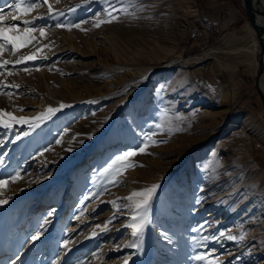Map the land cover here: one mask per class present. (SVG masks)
Instances as JSON below:
<instances>
[{
  "label": "rangeland",
  "instance_id": "obj_1",
  "mask_svg": "<svg viewBox=\"0 0 264 264\" xmlns=\"http://www.w3.org/2000/svg\"><path fill=\"white\" fill-rule=\"evenodd\" d=\"M14 3L0 1L6 17L17 14ZM49 3L63 15L53 18L43 5L12 21L23 29V20L40 16L29 27L44 28L45 35L35 31L27 46L17 43L16 55L3 53L10 61L32 53L37 59L0 68V81L19 85L0 94V109L33 118L48 106L66 107L35 128H0V179L19 172L20 178L4 190L18 185L32 194L43 182L30 183L27 175L42 165L49 173L44 199L52 188L66 186L70 194L77 167L84 176L67 206H77L78 196L93 194L89 183L96 185L97 195L88 218L80 222L67 225L64 208L50 234L33 242L21 263L60 264L67 253L61 264H124L125 257L127 264H208L217 259L221 264H264V120L255 85L257 37L240 0ZM109 5L127 12H113L118 19L94 27L95 20L108 19ZM58 23L80 28L56 27ZM149 131L164 142L149 144L146 152L131 157L136 166L117 176V182L102 173L117 155L141 146ZM21 133L27 135L17 140ZM154 183L159 187L144 231L151 232V250H146L149 260L142 262L143 239L139 249L124 246L134 239L125 227L131 213L117 211L112 201L127 204L124 197ZM41 196L33 193L17 205L12 218L17 220ZM222 231L243 233L244 239L201 240ZM93 232L97 237L91 239ZM197 254H206L207 260L194 261Z\"/></svg>",
  "mask_w": 264,
  "mask_h": 264
},
{
  "label": "snow or ice",
  "instance_id": "obj_2",
  "mask_svg": "<svg viewBox=\"0 0 264 264\" xmlns=\"http://www.w3.org/2000/svg\"><path fill=\"white\" fill-rule=\"evenodd\" d=\"M107 2V0H106ZM122 0H117V3H121ZM43 5H47V12L48 15L55 18L57 16H62L63 12H60L58 10H54L52 7V4L49 3V0H15V3L11 6L14 10L16 15L11 16H5L3 14V10L0 9V68H4L9 64H20L24 61L28 60H35L37 59V56L35 53L19 57L15 61L5 60L2 58V55L5 51H7L10 55H16L17 53V43L19 42V45L21 47L27 46L28 43L35 40V37L32 35L33 32L39 31L41 36L45 35V29L39 28L36 29L34 26L29 27L30 25H33L34 20L42 19L40 16L33 17L32 20H23L22 23L24 24V28L20 29L16 23H13L14 20H20L22 15L27 14L31 10L37 7H41ZM69 11H74L75 9H68ZM120 11V12H127L126 7H121L119 9L115 8L112 5H109V9L105 10V15L108 17V19H97L94 21L93 26L99 27L103 23H110L113 20L118 19L117 16L113 15V12ZM81 23H84L83 21ZM56 27H63L67 29H71L72 27L80 28V24H60L58 23ZM86 31V29H81ZM44 47H47L45 45ZM40 49H37V52H39ZM39 70V69H37ZM24 71H28L27 68L24 69ZM11 74V73H9ZM6 87H15L19 88V85H5L3 81H0V94H5L4 89ZM9 97L11 98V93H8ZM95 102V101H93ZM66 107L63 103L60 104L58 108H54L51 106H48L44 111L38 113L33 118L28 117H17L14 116L11 112H8L4 109H0V128L11 130L15 124H28L30 128L38 127L40 123L43 121L50 119L56 112H58L61 108ZM20 111H23L22 108L18 109ZM156 129H161L162 125L156 124ZM21 135H27V133H21L16 135V139L19 140L21 138ZM156 135L155 132L149 131L145 132L143 134V144L139 146L138 148L131 149L129 151H126L120 155H117L115 159L111 161L105 167L102 169V173H108L111 174L113 177L112 182H117L116 177L123 174V172L129 168V167H135L136 165L130 160L131 157H134L138 153H144L147 150V147L149 144H157L162 143L164 141H157L154 139V136ZM61 141L57 140V143L59 144ZM71 149H69L70 151ZM45 151H49V149H45ZM0 163H2V160H0ZM20 178V173L16 172L15 175H9L7 179H0V196H3V191L10 182H15ZM159 187L158 184H151L148 187H145L140 190L132 191L127 197H124L123 199L129 201L127 204L119 205L115 201H112L113 206L117 208V211L121 209H126L131 213L129 222L125 225V227L131 229L130 235L134 239L125 244V247H131V248H140L141 241L143 239L145 228L150 224V217H149V208L150 203L153 198V195L156 192V189ZM85 199H88V197H85ZM7 199L0 198V205L6 204ZM199 203V200L197 201ZM49 221L45 220L44 224L47 225ZM43 227V226H42ZM97 227H101L100 225H97ZM107 227V224L104 225V228ZM204 226L201 225L198 228H193L192 231L196 232L203 228ZM41 232H37L34 236H32V241H36L40 236ZM93 235H96L95 232L92 233ZM219 238H226L227 240L231 241H238L244 239V234L241 233L240 236L232 235L230 232H220L219 237L217 236H203L201 237V240H217ZM192 240L194 242L195 246H198L196 244V237H192ZM68 241H64V246H68ZM95 255V254H94ZM194 261H206L207 256L206 254H197L192 257ZM128 257L124 258V264H127ZM55 264V262H53ZM208 264H221V261L214 260V261H208Z\"/></svg>",
  "mask_w": 264,
  "mask_h": 264
},
{
  "label": "bare ground",
  "instance_id": "obj_3",
  "mask_svg": "<svg viewBox=\"0 0 264 264\" xmlns=\"http://www.w3.org/2000/svg\"><path fill=\"white\" fill-rule=\"evenodd\" d=\"M2 1V0H0ZM256 5V12L258 16V20L260 21V24L264 26V0H254ZM249 25H247L248 27ZM252 28V27H251ZM247 32L250 30V27L246 28ZM256 60L259 59V46H258V40H257V52H256ZM249 59V58H247ZM262 63H263V71L260 75V77H257L256 79V88L257 91L260 89V91L264 94V53L262 56ZM259 60H258V68H259ZM258 85V86H257ZM49 121V120H47ZM125 133L122 131L121 136ZM46 166H49V163L46 164ZM42 165L39 166V164L36 165V168L33 171H36L35 173H30L27 175V180H29L30 183H43L40 186H36L31 190L32 194L38 193V195H41L40 200L33 198L31 204L29 205V208L25 211H22V213L18 216L17 220L16 218H12V214L15 211V208L20 203H23L29 196H32L31 193H25L22 190H19L21 188H18V185L13 186L12 189L9 191L4 190L3 196L0 198L7 199V203L4 204L2 209L0 210V264H23L21 263V260H24L27 257V253L29 250L30 245L33 242H38L40 239L38 238L36 241H32V236L35 235L37 232L47 231L43 236H40L41 238H45L50 233V229L54 226V222L62 217L63 209H66V215L63 217L65 221L69 220V223L67 225H71L74 222H80L82 219L88 218V210L92 207L93 208V200L96 197L95 193V184L89 183L90 191L93 192L92 195H88V199L84 201V197H76L77 198V206H67L68 198H70L74 191L80 189V179L84 176L82 173H79L81 170L80 168L75 167V178H74V187L72 188L73 191L68 192V189L66 186L61 188H52L49 194L46 198L43 199V191L47 188L49 185L46 183V179L48 178L49 173H47V169L41 168ZM78 174V175H77ZM46 178V179H45ZM28 182L26 183V185ZM77 192V191H76ZM71 195V196H70ZM91 196V197H90ZM39 203H38V202ZM43 203V205H41ZM23 205V204H22ZM41 205V206H39ZM39 206V207H38ZM35 207H38L37 209ZM69 208V209H68ZM91 208V209H92ZM68 214V215H67ZM207 216V215H206ZM82 218V219H81ZM45 220L49 221L47 225L44 224ZM77 220V221H76ZM83 220V221H84ZM16 222H18L16 224ZM78 225V224H77ZM43 226V227H42ZM108 229V228H107ZM106 229V230H107ZM43 233V232H42ZM150 233H146L143 235V241H144V255L141 257V261H147L148 256L146 254V250L150 249V242L151 236ZM52 234V233H51ZM97 235V234H96ZM96 235H91V239L96 238ZM54 238V235L52 236ZM42 240V239H41ZM72 249H70L71 251ZM151 250V249H150ZM15 253V254H14ZM67 254V253H66ZM64 254V258L60 261L61 263H64L65 259H67V255ZM149 254V253H148Z\"/></svg>",
  "mask_w": 264,
  "mask_h": 264
},
{
  "label": "water",
  "instance_id": "obj_4",
  "mask_svg": "<svg viewBox=\"0 0 264 264\" xmlns=\"http://www.w3.org/2000/svg\"><path fill=\"white\" fill-rule=\"evenodd\" d=\"M240 3L248 17V22L253 28L256 34L257 40H258V46H259V59L258 60H259L260 65L257 71V77H260L263 71L262 56L264 53V26L260 24V21L258 20V16L256 12V5H255L256 3L254 0H240ZM258 95L260 97V101L263 107L262 119L264 120V94L260 91V89H258Z\"/></svg>",
  "mask_w": 264,
  "mask_h": 264
},
{
  "label": "trees",
  "instance_id": "obj_5",
  "mask_svg": "<svg viewBox=\"0 0 264 264\" xmlns=\"http://www.w3.org/2000/svg\"><path fill=\"white\" fill-rule=\"evenodd\" d=\"M242 8V7H241ZM243 9V8H242ZM243 12L245 13V11L243 10Z\"/></svg>",
  "mask_w": 264,
  "mask_h": 264
}]
</instances>
